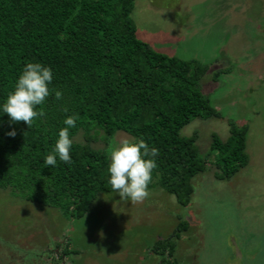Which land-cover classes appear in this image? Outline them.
<instances>
[{
  "label": "trees",
  "instance_id": "trees-1",
  "mask_svg": "<svg viewBox=\"0 0 264 264\" xmlns=\"http://www.w3.org/2000/svg\"><path fill=\"white\" fill-rule=\"evenodd\" d=\"M133 6L134 0H0V102L28 62L51 68L50 89L63 94L58 101L50 91L38 107L43 115L29 128L0 114V190L56 209L66 219L82 217L98 194L113 193L108 156L91 144L106 142L117 131L159 150L148 190L161 189L183 207L193 193L191 180L205 171L209 153H214L218 180L247 165L246 125L227 122L224 141L211 134L205 157L196 133L180 135L194 119L220 116L200 92L207 67L166 56L139 40L130 18ZM67 116L77 117L69 130L72 163L45 167L43 158ZM11 130L14 138L5 135ZM79 134L84 143L74 141ZM186 226L180 222L171 235L154 243L159 264H176L175 240Z\"/></svg>",
  "mask_w": 264,
  "mask_h": 264
},
{
  "label": "rangeland",
  "instance_id": "rangeland-1",
  "mask_svg": "<svg viewBox=\"0 0 264 264\" xmlns=\"http://www.w3.org/2000/svg\"><path fill=\"white\" fill-rule=\"evenodd\" d=\"M130 18L154 51L207 67L200 92L220 116L194 119L180 135L196 133L205 157L211 134L224 141L227 122L246 125L247 165L218 180L209 153L187 206L161 189L138 203L106 193L78 219L0 190V264H159L152 247L180 222L176 264H264V0H134ZM125 139L134 138L117 131L91 146L108 156Z\"/></svg>",
  "mask_w": 264,
  "mask_h": 264
},
{
  "label": "clouds",
  "instance_id": "clouds-1",
  "mask_svg": "<svg viewBox=\"0 0 264 264\" xmlns=\"http://www.w3.org/2000/svg\"><path fill=\"white\" fill-rule=\"evenodd\" d=\"M53 81L52 69L39 62L26 63L17 77L13 90L0 102V114L6 115L11 124L23 121L27 128L34 120L43 115L38 107L45 104L50 95L56 100L62 99V92L50 89ZM66 111V109H64ZM75 116H67L63 120L51 151L44 156L45 167L55 168L57 161L71 165L70 151L73 140L70 129L76 126ZM14 138L16 131L5 133ZM159 150L149 147L143 139L122 140L118 146L108 148V184L113 193L121 200L138 203L148 197V185L152 180V172L156 167Z\"/></svg>",
  "mask_w": 264,
  "mask_h": 264
},
{
  "label": "water",
  "instance_id": "water-1",
  "mask_svg": "<svg viewBox=\"0 0 264 264\" xmlns=\"http://www.w3.org/2000/svg\"><path fill=\"white\" fill-rule=\"evenodd\" d=\"M235 250H236V254L239 255L238 250L236 248H235Z\"/></svg>",
  "mask_w": 264,
  "mask_h": 264
}]
</instances>
